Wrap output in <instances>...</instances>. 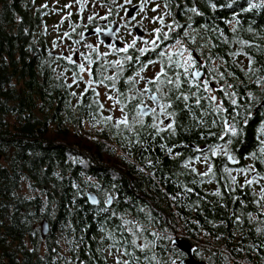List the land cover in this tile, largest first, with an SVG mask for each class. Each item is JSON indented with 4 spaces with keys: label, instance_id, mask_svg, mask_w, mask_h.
Listing matches in <instances>:
<instances>
[{
    "label": "trees",
    "instance_id": "trees-1",
    "mask_svg": "<svg viewBox=\"0 0 264 264\" xmlns=\"http://www.w3.org/2000/svg\"><path fill=\"white\" fill-rule=\"evenodd\" d=\"M102 1L113 17L117 0ZM161 1L171 20L154 46L168 53L178 43L202 56L215 96L206 80L197 92L183 79L167 82L183 64L178 51L172 64L163 55L134 63L135 53H85L93 86L74 101L67 79L81 81L86 61L49 53L44 27L66 10L56 24L73 27L67 39L75 44L102 17L85 21L86 5L72 10L66 0H0V264H176L186 257L176 236L207 264L264 259V0ZM154 58L173 136L145 135L130 118L136 83ZM98 84L117 91L126 116L103 111ZM220 137L234 164L212 152ZM189 143L206 145L200 159ZM250 169L254 183H241Z\"/></svg>",
    "mask_w": 264,
    "mask_h": 264
},
{
    "label": "flooded vegetation",
    "instance_id": "flooded-vegetation-1",
    "mask_svg": "<svg viewBox=\"0 0 264 264\" xmlns=\"http://www.w3.org/2000/svg\"><path fill=\"white\" fill-rule=\"evenodd\" d=\"M158 1H161V0H158ZM141 2H142L141 0H124V1L117 0V8H116L117 12H115L116 14L113 15V17L110 18V16H111L110 12L111 11L109 8L108 13H106L104 16H102L100 23L98 25L95 24L93 26L85 27L84 29H82L81 33L85 38L91 37L93 43L95 42L98 45L103 46L104 50H102V51H99L97 49L98 47H96V46H93L94 48L92 47V49L89 51L82 50V47H81L82 42L81 41H83L84 38H81L75 44L73 42L69 41L67 38H69V36L73 33V27L70 25L64 24L63 28H61V26L57 25L56 23H55V25H52L53 18L55 16H57V14H55V16H53L52 18H49L50 21L46 22V26L44 27L45 37L48 38L49 42H50V48L48 49V52L54 53L57 56L64 55L67 59H69L70 55H72L74 57V59L77 60L78 63H81L82 59H83L81 53H106L107 56H109L110 53H116V55L120 54V57H122L125 60L130 56L129 53H135L136 56L133 58L134 63L135 62L137 63V59L139 57H144L146 60H149L153 57L157 58V55H163L165 58V62H166L167 58L172 57V56H170V53H174V52L169 51L168 53L167 52L165 53V51H163L162 49L158 50L154 46L156 43H159L157 41L158 36L155 39L156 42L154 43L153 47H152V45L148 46V47L143 46V49H142V47L140 48L136 45L137 42H135L134 40L132 42L127 43L125 41V36H123V34H122L123 29L124 30L127 29L128 31H127L126 35H130V36L134 35L138 39L139 38L142 39L145 37V29H142L141 23H139L136 20V17L140 12H142V13L145 12V7H142ZM135 4H138L139 7L137 8L136 11L133 12L132 16H128L127 15V9L130 6L135 5ZM196 9H197V7H196ZM163 17H165V16L163 15ZM114 21L119 23V27L116 31V37L118 40L117 45H115L114 42L105 43L103 41H100L98 39V33H94L91 35H84V31L86 29L99 28V29L103 30V29L107 28L108 26H110V24H112ZM134 26H137L138 29H140L142 31L141 35H138L136 33V31L134 30ZM51 33H52V35L50 36ZM157 34L159 35L160 33L158 32ZM62 44H64V46H62ZM178 54L180 55L181 53H178ZM156 58H154V60L152 62H158V65H160L162 60L158 61L157 60L158 58L157 59ZM190 58L191 59L188 63H185L183 60H181V62L183 63L182 65H180V66L175 65L174 71L167 73V75H166L167 76V82L171 81V80L175 81L177 79H179V80L183 79L186 82H188L189 84L196 86L195 90L197 92L198 90L202 89L201 83H203L206 80L208 90L209 89H216V87L218 86L216 84V82L212 79H209V78L206 79V76H207L206 75L207 74L206 68H205V66L207 67V65H205L206 60L202 56H199L197 53H192ZM180 59H181V56H180ZM89 63H90V60L86 59V64H89ZM179 63H180V60H179ZM167 64H172V59H169L167 61ZM157 72H159V71L150 72L148 75L142 76L141 77L142 81L140 80V82H138V84L136 83L135 88H136V90H138V92L141 96L139 98L140 99L139 102L136 101L137 113L132 115L130 118L136 120V123H135L136 127H139V129L144 128L143 131H145V133H144L145 135H151L152 137H157L158 135H163V134L165 136H173V130H174L175 124H174L173 115L170 114V100H169V98L166 97V95L163 96L161 93H159L157 88H155V86L160 85L163 82L162 80H160L159 82H156V81H158V79H156V80L154 79L156 77L155 74ZM173 74L176 75V76H174L176 78L172 77ZM171 78H174V79H171ZM146 88H149L151 90V92H155L157 94L158 104H156L150 98V96L148 95V92L146 91ZM165 105H166V109H165L166 111H164ZM140 106H147L149 108V112L146 114H141L139 111ZM123 112L117 116H122V115L126 116V113L125 112L123 113ZM228 124H229V120H228V118H226L225 126H229ZM263 128H264V124H263ZM263 136H264V132H263ZM221 137H222V135H221ZM221 137L219 138V142L216 143L217 145H221V148L218 151V155L225 153L226 155L225 154L224 155L226 156V163H229L228 155H231L232 159H237V158L232 156L233 150H231V147L224 146L225 142L222 141ZM188 146L193 147V148H198L195 150L198 157H199L198 159H200L201 156L203 155L202 153L204 151H202V150L206 148V145H198L196 147L195 144H193V143H189ZM179 147H182V145H180ZM197 150H199V151H197ZM215 157L216 156H214V158ZM186 163H187V160L184 162V164H186ZM250 174L252 176L255 175V170L250 169ZM252 176L247 177V178H240L241 183L247 182L250 185H252L254 183V178H252ZM230 181L231 182L234 181L233 178L230 179ZM262 187H264V184ZM256 194H258V193L256 192ZM258 263L264 264V259L259 258Z\"/></svg>",
    "mask_w": 264,
    "mask_h": 264
},
{
    "label": "rangeland",
    "instance_id": "rangeland-1",
    "mask_svg": "<svg viewBox=\"0 0 264 264\" xmlns=\"http://www.w3.org/2000/svg\"><path fill=\"white\" fill-rule=\"evenodd\" d=\"M49 1L53 5H59L60 0H49ZM66 1L68 3L67 5L72 10H75L76 7L83 6L84 4L86 5L85 12H84L85 21H86V18H88V16L92 13L97 14L102 17L103 15L108 13V10L110 8V5L107 3H104L102 0H76V3L74 2V0H66ZM150 2H151L150 7L146 8L144 13L140 12L136 17V20L139 23H141L142 29H145V37L142 39L140 38L138 39L134 35L132 36L126 35L128 31L127 29H125L126 31L123 29V33H122L123 36H125V41L127 43L132 42L134 40L135 42H137L136 45L140 48L141 47L143 48V46L148 47L151 45L153 47L155 43V39L158 36L157 33L159 32L161 35L165 36L167 29H169V22L171 20V16L169 12L167 11L166 7L163 5V2L158 1V0H150ZM65 15H68V12L66 10L63 12L57 13V16L53 18L52 25H55L56 21H59ZM163 15L165 16V20L161 19ZM51 35L52 33L50 34V36ZM81 42H82L81 47H82V50L84 51L91 50L93 46L98 47L97 49L99 51L104 50L102 45H98L95 42L93 43L91 37L84 38L83 41ZM177 45L178 43L169 46L168 50L180 52L181 59L185 63H188L191 59L190 52H188L184 48V46H179L178 48ZM62 46H64V44H62ZM81 54L82 56H84L85 53H81ZM238 54L241 56L239 60L245 64L247 60V56L242 53H238ZM83 60L86 61L85 58H83ZM89 70H90V63L89 64L84 63L83 70L81 72V75H82L81 81L75 80L73 76H68L67 80L72 86V94H73L72 98L74 101L77 99V95L86 86H93V83L89 76ZM158 70H160V65H158V62H151L147 67L143 69V71L142 70L141 71L143 72L144 75H148L150 72H154ZM141 71H140V74H141ZM95 87L97 90V98L100 99L104 105L103 111H109L112 114V118H114L117 115H120L122 113V108L117 103V99L119 98L117 91L114 88L105 86L103 84L95 85ZM208 91L210 92L211 96H215L214 89H209ZM220 148H221V145H214V149L212 150V152L219 151ZM201 166L203 167L205 165L198 164L199 168H201ZM248 176H252L250 174V171L248 172ZM259 189L263 191V194H264V187H261V185H259ZM259 189L256 188V190L255 189L254 190L259 194V191H260Z\"/></svg>",
    "mask_w": 264,
    "mask_h": 264
},
{
    "label": "water",
    "instance_id": "water-1",
    "mask_svg": "<svg viewBox=\"0 0 264 264\" xmlns=\"http://www.w3.org/2000/svg\"><path fill=\"white\" fill-rule=\"evenodd\" d=\"M139 7L138 4L132 5L127 9V15L128 16H132L133 12L137 10V8ZM119 27V23L114 21L112 24H110V26H108L105 29H99V28H91V29H86L84 31V35H91L94 33H98V39L100 41H103L105 43H111L114 42L115 45H117L118 40L116 37V31ZM134 30L136 31V33L138 35L142 34V31L140 29H138L137 26H134ZM146 91L148 92V95L150 96V98L156 103L158 104V96L155 92H151V90L149 88H146ZM261 104H264V100L261 102ZM259 107V105H257L255 107V110ZM139 111L141 114H146L149 112V108L147 106H140L139 107ZM228 161L231 164H234L236 162V160L232 159L231 155H228ZM87 198L89 200L90 203L92 204H96L98 202V197L97 195L92 192V191H87ZM111 196H108L106 199V203L110 204L111 203ZM49 230V224L47 222V220L45 218H43L40 221V233L42 235V237H45L48 233ZM173 243H175L180 249H182L185 253H186V257L184 258H179L176 261V264H207L206 262L200 260V259H196L193 256V250L192 247L189 243V241L183 237H175L173 239Z\"/></svg>",
    "mask_w": 264,
    "mask_h": 264
}]
</instances>
